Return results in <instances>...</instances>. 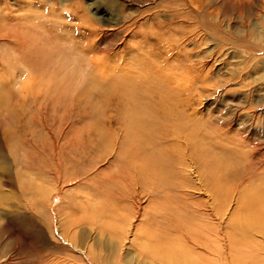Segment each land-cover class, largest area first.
<instances>
[{
  "label": "rangeland",
  "instance_id": "374dc122",
  "mask_svg": "<svg viewBox=\"0 0 264 264\" xmlns=\"http://www.w3.org/2000/svg\"><path fill=\"white\" fill-rule=\"evenodd\" d=\"M0 34V85L14 111L25 103L15 117L0 101V264H164L142 237L160 231L146 222L167 207L201 230L199 207L214 213L220 264L264 263L262 234L238 233L237 250L227 239L242 195L264 184V0H0ZM140 62L178 95L187 128L175 153L188 173L183 189L130 180L136 204L120 178L122 107L103 90ZM109 117L113 134L101 140L95 124L107 133ZM199 147L235 160L230 177L211 180L196 155L187 166ZM116 204L138 212L126 236Z\"/></svg>",
  "mask_w": 264,
  "mask_h": 264
},
{
  "label": "bare ground",
  "instance_id": "6f19581e",
  "mask_svg": "<svg viewBox=\"0 0 264 264\" xmlns=\"http://www.w3.org/2000/svg\"><path fill=\"white\" fill-rule=\"evenodd\" d=\"M2 34H0V37H7L9 35ZM39 51L41 50L39 49ZM41 54L43 53L41 52ZM43 59L40 60L43 61ZM124 69L125 70H123L121 75L119 76H116V73H114L115 76L111 75L108 76V78L106 77L107 82L103 90V92L105 91L106 93L105 102H107V100H113V102L117 101L118 106L122 107L121 120L124 122L123 124L127 132L126 139L124 140V143L120 148V153L118 155V161H120L121 163L120 178H129V180H127V185L129 186L131 197L134 202H136V198L140 196L139 189L137 186H134L130 180H133L136 184H138V181L143 179L144 182L150 184V186L155 191L156 189L161 190L172 186H176V189H183L186 181L185 183L180 182L179 173H182L183 175L184 173H188V170L182 168V171H179L180 167L184 166V161L181 163L180 156L176 157L177 154L175 153L176 148L174 143L176 141V138H179V135L184 132L185 128H187V120H185L186 118L177 110L175 106V102L179 98L175 93L174 88H170L168 85V81L170 80V78L148 73L143 68L141 69V62L136 70H132L130 68L127 69V67ZM0 84L3 85L4 83ZM93 84L94 87H97L96 80L93 81ZM1 85V104L3 103L5 104V106L7 105V108L10 111H14L15 107H13V102L10 101L13 96H11V98L9 99L6 98L5 91L2 89L3 87ZM154 93L158 94V101H153L152 94ZM23 103L20 104V108H16V110L14 111L15 117L17 116V114L19 115L21 110L23 111ZM12 107L13 109H11ZM110 117L108 118V123L110 124H108L109 129L107 133L104 132L105 130L102 129L99 124H95V129L98 130L97 132L101 140L107 138V134H113L111 131L113 130V125L115 122L111 120ZM194 153V155L189 156L190 159L188 160L187 166H192L191 158H194L195 160L198 159L203 162L202 164L204 166L207 167L206 173L209 175V178L211 180L217 179L219 171L228 174V177H230L228 173L230 170L229 166L231 164V161L233 163L235 162V160H229L230 164L228 161L227 163H224L217 156L207 154L206 150L201 147L196 149ZM195 155L197 159L194 157ZM249 175V180L251 178H254V174L249 173ZM185 177L187 176H185L184 174L183 178ZM206 178L208 179V177ZM221 181V179L216 181V191L214 190L215 192H218V195L221 194L220 190H226V182L221 183ZM129 190L127 191V193L129 192ZM215 198H217V195ZM125 199L127 198L123 196L122 198H120V201L123 203L125 202ZM138 203L139 200L136 202V204ZM241 203V205H243L241 212L234 217V220L231 224L232 231H230V234H228L227 237L228 243L231 248H236L239 245L240 241L237 235H239L240 233L242 234L243 238H246V240L247 238H250L252 234H262L264 236V184L247 190L242 195ZM195 205L196 204H194L193 206ZM119 206L120 205L118 204H116L115 206V209L119 210L120 213L122 211V213L118 216L124 213V209H121V207ZM219 208H221V206ZM115 209H111L110 212H115ZM199 209L200 213H198L197 211V213L200 215L198 218L201 221L205 222L202 223L205 228L204 230H201L203 228L200 225H197L194 217L190 216V212L189 217L182 216L178 211L172 209L171 207L163 208L162 210L159 209V211H161L160 220L158 218V220L156 221L154 218H152L153 220L148 219V221L146 222L148 225L150 224L152 226L153 224H157L161 227L159 232L157 230H151L146 234L144 233L145 235L142 237V239H144L146 243H150V246H152L156 251L157 258L164 264H220L222 259L218 246L221 241V238L219 236L220 232L218 229L213 227L215 223L220 222L219 220H217V217L214 215V213L211 212L208 208L199 207ZM201 210L209 212L207 213V217H205L204 215L206 213L201 212ZM137 213L138 212L130 215V218L126 217L125 214H123L119 217V219H117V226H115L120 229V232L123 234V236L129 234L130 228L133 225V222L131 220L133 218L134 221V219L137 217ZM206 219L211 221L212 223H207ZM140 231L142 232V230L138 229V233L134 234L139 236V234H141L139 233ZM241 243L242 242H240V244ZM257 249L260 248L257 247ZM259 252H261V250ZM205 254H207V256L208 254H210L212 257L210 258V256H208L207 259ZM233 257L235 258V254H233ZM241 258L242 257H239L234 260V264H245V262ZM246 258H248V256ZM246 258H244V260Z\"/></svg>",
  "mask_w": 264,
  "mask_h": 264
}]
</instances>
